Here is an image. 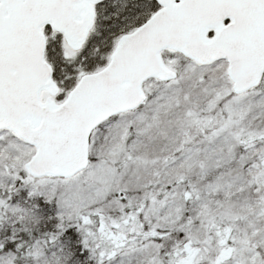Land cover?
I'll use <instances>...</instances> for the list:
<instances>
[{
    "label": "snow or ice",
    "instance_id": "6c2138e0",
    "mask_svg": "<svg viewBox=\"0 0 264 264\" xmlns=\"http://www.w3.org/2000/svg\"><path fill=\"white\" fill-rule=\"evenodd\" d=\"M0 264H264V0H0Z\"/></svg>",
    "mask_w": 264,
    "mask_h": 264
}]
</instances>
